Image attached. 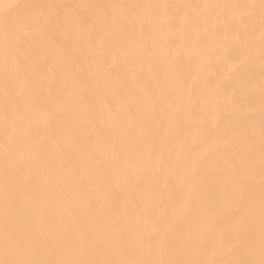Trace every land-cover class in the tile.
<instances>
[{
	"label": "bare ground",
	"instance_id": "6f19581e",
	"mask_svg": "<svg viewBox=\"0 0 264 264\" xmlns=\"http://www.w3.org/2000/svg\"><path fill=\"white\" fill-rule=\"evenodd\" d=\"M4 2L87 5L78 9L80 25L72 24L53 32L46 38L26 41L22 56L29 61L30 87L33 102L32 140L47 138L49 147L42 157L32 158L31 173L25 180L14 169L6 167L0 151V192L7 180L9 186L19 182L26 185L34 200L43 204L42 211L54 223L62 214L65 223L73 218L83 226L94 223L92 212L84 205V193L79 184L88 185L87 197L107 204L105 218L114 231L129 235L151 233L173 228L182 240H192L182 258L219 260L216 252L219 239L234 234L241 216H247L248 226L259 242V124L261 80L260 51L262 32L258 10L249 20L240 44L233 41L237 26L223 10L204 9L206 4H259V0H4ZM165 4L169 20L172 16L189 17L184 35L177 31L167 37L165 62H150L142 53H134L132 64H119L112 79L97 76L95 52L89 45V34L99 38L106 29L105 9L91 6ZM190 5L192 7H175ZM109 14L113 11L108 8ZM121 12L124 10H120ZM143 24V34L157 43L167 35ZM193 22L195 26L193 27ZM87 29L85 31L84 29ZM159 28V25H157ZM141 24L134 35L140 37ZM151 43V40H149ZM119 61V53H116ZM245 56L247 60L245 61ZM139 79H133V73ZM73 77L82 87L71 89L73 97H82L84 105L68 107L65 92ZM183 84V94L177 98L175 83ZM145 83L152 93L154 114L143 118L145 134L133 130L122 134L115 126L113 111L127 105L131 116L137 111L132 94ZM252 89V107L256 129L254 148L257 160L251 181L254 216L246 212L250 193L241 190L231 175L226 156L244 153L246 145L234 143L225 150L224 141L233 139L240 130L239 114L227 102L238 84ZM11 97L18 85L6 80L3 57L0 56V146L4 143L2 117L5 106V86ZM164 99H161V97ZM54 101L60 102L59 109ZM190 106V107H189ZM129 112L120 113L121 126L127 127ZM203 122V123H201ZM117 140L122 159L117 161L106 149L105 142ZM135 143L136 151L132 150ZM55 146H52V145ZM17 147L27 153L22 142ZM95 153L101 165L94 174L67 179L69 169L80 167L86 155ZM151 155L152 164L144 166ZM138 168L139 171L130 170ZM192 169L196 170L194 185L187 182ZM63 178V179H60ZM69 183L71 188H69ZM23 200L24 197L22 196ZM142 217V221L138 218ZM34 219L30 205L17 213L16 226L28 227ZM212 233L216 239H197ZM3 239L2 200H0V243ZM2 251V249H0ZM102 258V257H98ZM242 258H247L246 256Z\"/></svg>",
	"mask_w": 264,
	"mask_h": 264
},
{
	"label": "snow or ice",
	"instance_id": "6c2138e0",
	"mask_svg": "<svg viewBox=\"0 0 264 264\" xmlns=\"http://www.w3.org/2000/svg\"><path fill=\"white\" fill-rule=\"evenodd\" d=\"M89 7L87 5L48 4V3H19L4 2L0 0V56L6 72V80L18 85V92L11 97L7 85L5 86V106L2 117L4 143L0 146L3 152L6 167L14 169L25 180L31 173L32 158L42 157L46 154L49 142L43 138L40 142L32 140L33 133V102L34 97L30 87L29 61L22 56V45L26 41L37 38H46L55 31L69 25H80L78 9ZM105 9L104 17L107 24L105 33L99 38L89 34V45L95 52V72L97 76L112 79L119 64H132L134 53L139 51L150 62L167 59V37L177 31L176 21H179V33L184 35V27L189 24V17L172 16L169 20L167 9L172 6L165 4H134L91 6ZM175 7H192L190 5ZM204 9L223 10L228 20L237 26L233 32V41L240 44L248 23L258 10L262 32V46L260 51L261 80L260 94V124H259V169H260V194H259V242L256 243L254 234L248 226L247 216L238 218L234 234L219 239L218 248L215 250L223 258L219 260H194L182 258L185 248L191 247L192 240L180 239L173 228L161 231L153 227L151 233L134 232L126 235L123 232L112 230L105 218L107 204L99 199L92 200L87 197L88 185L79 184V189L84 193L83 203L92 212L94 223L88 227L83 226L73 218L72 222L65 223L61 214L54 223L42 211L43 204L34 200L27 192L23 182L14 187L9 186L7 180L0 192L3 215V239L0 243V264H264V0L259 4H206L197 6ZM113 11L109 14L107 11ZM124 10V11H120ZM167 24V35L157 43L156 39L144 38L143 24L150 23L154 30L163 31L164 21ZM141 24L140 37L134 35L136 24ZM159 25V28H157ZM195 26L193 22V27ZM87 31V29H84ZM119 53V61L116 53ZM247 56H245V61ZM73 83L65 92L68 97V107L77 108L84 105L82 97H73L71 89L82 87V82L72 78ZM133 79H139L133 73ZM183 84L175 83L177 98L183 94ZM136 100L137 111L131 116L127 105H122L119 110H114L112 115L115 126L121 127V133L131 135L133 130L140 135L145 134L143 118L154 114L156 101L145 83L143 88L132 93ZM252 89L250 86L238 84L233 94L227 97V102L239 114L240 130L235 141L231 138L224 141L225 150L234 143L246 145L245 152L226 156L231 175L238 182L241 190L248 189L250 193L246 212L254 216L255 208L252 205L251 181L256 169V156L254 148V134L256 129L255 112L251 102ZM161 99H164L162 96ZM57 108L60 102L54 101ZM190 107V106H189ZM129 112L131 116L127 127L121 126L120 113ZM203 123V122H201ZM22 142L27 148V153L17 147ZM52 146H55L54 144ZM106 149L117 161L122 159L120 144L117 140L105 142ZM132 150L136 151L135 143ZM152 164L149 155L144 160V166ZM101 165L100 159L91 153L85 156L80 167L69 169L67 179L77 178L83 181L85 176H91ZM139 171L138 168L130 169ZM63 179V178H60ZM196 170L192 169L187 178L190 185H194ZM69 188L71 184L69 183ZM24 197L22 200L21 197ZM30 205L34 219H29L28 227L20 230L16 226L17 213L20 209ZM142 221V217L138 218ZM210 237L215 240L212 233H204L197 237L203 240ZM246 256L247 258H242ZM102 257V258H98Z\"/></svg>",
	"mask_w": 264,
	"mask_h": 264
}]
</instances>
